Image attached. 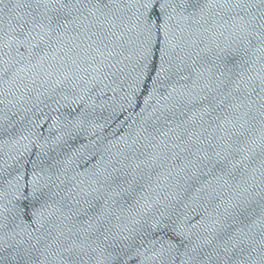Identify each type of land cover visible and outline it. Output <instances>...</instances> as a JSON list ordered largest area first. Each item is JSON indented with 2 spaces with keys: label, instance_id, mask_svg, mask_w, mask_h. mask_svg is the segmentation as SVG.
<instances>
[{
  "label": "water",
  "instance_id": "water-1",
  "mask_svg": "<svg viewBox=\"0 0 264 264\" xmlns=\"http://www.w3.org/2000/svg\"><path fill=\"white\" fill-rule=\"evenodd\" d=\"M0 264H264V0H0Z\"/></svg>",
  "mask_w": 264,
  "mask_h": 264
}]
</instances>
